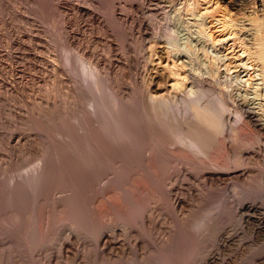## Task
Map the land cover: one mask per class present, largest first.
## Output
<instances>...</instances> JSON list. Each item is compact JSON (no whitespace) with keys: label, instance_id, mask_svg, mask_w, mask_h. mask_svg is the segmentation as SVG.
<instances>
[{"label":"rangeland","instance_id":"rangeland-1","mask_svg":"<svg viewBox=\"0 0 264 264\" xmlns=\"http://www.w3.org/2000/svg\"><path fill=\"white\" fill-rule=\"evenodd\" d=\"M123 1L0 0V264H264V86L237 64L256 24L248 29L243 17L230 16L227 0H134L133 17L148 32L130 34L109 17L114 8L122 14ZM248 1L242 8L249 12L264 4ZM255 11L260 19L262 12ZM61 16L68 21L64 41ZM226 16L229 28L222 24ZM165 31L176 45L169 60L180 75L177 82L160 79L153 92L154 68L165 63L149 65L144 55L151 36L162 38ZM79 52L110 65L101 74L100 94L92 71L83 72ZM195 84L204 101L224 97L227 108L223 132L211 137L206 130L210 143L203 156L174 140L175 119H193L188 97H179ZM71 89L80 101L73 93L64 97ZM92 91L110 111L117 92L121 134L128 132L120 154L97 133L106 146L104 162L85 172L73 153L61 151L59 132L67 103L75 102L82 114L99 99ZM149 95L169 97L170 111L154 116ZM72 120L65 128L75 134ZM148 146L154 168L144 162ZM144 164L153 170H143ZM104 192L111 197L99 212Z\"/></svg>","mask_w":264,"mask_h":264},{"label":"bare ground","instance_id":"bare-ground-1","mask_svg":"<svg viewBox=\"0 0 264 264\" xmlns=\"http://www.w3.org/2000/svg\"><path fill=\"white\" fill-rule=\"evenodd\" d=\"M103 0H97V2H102ZM184 1V0H183ZM194 1V0H193ZM206 1V0H205ZM225 1V0H224ZM246 1H248V0H233V1H231V0H227V6H226V10L228 11V13H230L231 15L230 16H233V15H235L234 16V19H236V16L238 15H240L241 16V18L243 17V22L245 21L246 22V24H245V26L247 27H254L255 26V24H256V26L254 27L255 29H253V31L255 30V33H253V31H252V35H253V37L251 38V40H250V42L251 43H249L248 44V42H246L247 44H248V46H245V45H243V47H242V51H241V54H240V57H239V59L237 60V62H239V63H237V64H239L240 66H242V68H249L248 70H250V72H253L254 74H255V76L257 77V79L261 82V83H263L264 84V35H263V31H264V4L262 3V2H258L257 3V5H256V10H257V12H262L261 13V17H260V19H259V17H257V12L255 11V13H257V14H254L253 12H249L250 10H248V11H245V7L244 8H242V5H243V3L244 2H246ZM263 1V0H262ZM136 2V1H135ZM134 2V0H125V1H123L122 3H123V6H122V8H121V12H122V14L120 15L117 11H115L114 9H116V8H114L111 12H110V18H113V20L114 21H119L120 22V24L122 25V26H124V28L126 29L125 31L127 32L128 31V29H129V33L130 34H132V31H134L135 32V30H137V34H139V35H143L144 33H146L147 34V32H148V30H147V26H146V24L143 22V20H139V19H137V18H135V17H133V12H134V10L137 8L136 7V3ZM187 3H188V1H186ZM185 2V3H186ZM195 2V1H194ZM249 2V1H248ZM191 3V2H190ZM199 3V2H198ZM184 4V3H183ZM195 5L197 4V1L194 3ZM245 5H246V3H244ZM113 5H115L114 3H113ZM188 5H190V4H188ZM195 5H192V8H193V6H195ZM197 5H200V3L199 4H197ZM207 5V4H206ZM255 5H251L252 7H254ZM116 6V5H115ZM155 6V5H154ZM159 6V5H158ZM185 6V5H184ZM214 6V5H213ZM218 6V5H217ZM225 6H222V7H225ZM136 7V8H135ZM187 7V6H186ZM190 7V6H189ZM188 7V8H189ZM249 7V6H248ZM192 8H190L191 9V11L192 10H194V9H192ZM194 8H199V7H194ZM215 8V7H214ZM219 9V8H218ZM81 10V9H80ZM120 10V9H119ZM159 10V9H158ZM204 10V9H203ZM206 10V9H205ZM225 10V11H226ZM242 10H244V12L242 13V12H240V11H242ZM251 10H253V9H251ZM190 13H192V12H190ZM222 13V12H221ZM224 14V13H223ZM225 15V14H224ZM255 15V16H254ZM237 16V17H238ZM254 17V18H253ZM221 19V18H220ZM223 20V19H222ZM234 21H236V20H234ZM108 22V21H107ZM243 22H241V23H243ZM67 23H68V21H67V19H66V17L65 16H61V18H60V28H59V36H60V38H61V40L62 41H64L65 40V38L67 37V32H66V27H67ZM114 23H116V22H114ZM220 23V22H219ZM231 23H232V20H231V17H225L224 18V20H223V22H222V24H223V26H224V28H229V26H232L231 25ZM101 24H102V22H101ZM237 24V23H236ZM244 24V23H243ZM104 25V24H103ZM118 25V24H117ZM254 25V26H253ZM238 26H239V24H238ZM172 27V26H171ZM234 27V26H233ZM242 27H243V25H242ZM247 27V28H248ZM168 28V27H167ZM223 28V27H222ZM244 28V27H243ZM247 28L245 29V30H247ZM231 29V28H230ZM249 29V28H248ZM111 30V29H110ZM113 31H114V29H112ZM124 30V29H123ZM173 30V29H172ZM223 30V29H222ZM105 31V30H104ZM226 31V30H225ZM237 31V30H236ZM249 31V30H248ZM112 32V31H111ZM230 32V31H229ZM232 32H234V31H232ZM263 32V33H262ZM103 33V32H102ZM105 33V32H104ZM129 33H128V35H129ZM231 33V32H230ZM234 33H236V32H234ZM242 33H243V31H242ZM262 33V34H261ZM164 34V33H163ZM163 34H162V36H163ZM166 34V35H165ZM165 34H164V36L161 38L160 36H158V35H155V36H151V39L152 40H150V42H148L149 44L147 45V51H146V53H145V48H143L142 47V49H144V52H142V54H146V55H144V56H146V62H147V64H153L155 61H156V63L157 64H162V63H165L164 65L162 64V67H163V69L162 68H158V67H155L154 68V70H155V72H154V76L150 79V84H149V87H150V89L153 91V92H155V91H157V90H159L160 89V86L158 85V82H159V80L160 79H164L165 78V80H167V78L168 79H171L172 78V80L174 81V82H177L176 81V79H177V77L180 75V73L178 74V69H176V66H175V61H173V59H172V62L169 60V59H171V57L172 56H174V55H172V53L174 54V52H173V48L176 46L175 44H174V42L172 41V39H171V35L172 34H169V33H167V31H165ZM173 34H174V32H173ZM70 35V34H69ZM101 35H103V34H101ZM235 35H237V34H235ZM238 35H240V36H242L241 34H238ZM104 36V35H103ZM102 36V37H103ZM229 36V35H228ZM239 36V37H240ZM69 37V36H68ZM109 37V36H108ZM232 37V36H231ZM236 37V36H235ZM245 37V36H244ZM229 38V37H228ZM242 38V37H241ZM241 38H240V40H241ZM101 39V38H100ZM103 39V38H102ZM231 40V38H229V41ZM238 40H239V38H238ZM240 40H239V42H240ZM244 40H242V42H243ZM247 41V40H246ZM232 42V41H231ZM233 43H235V42H233ZM237 44H239L238 43V41L236 42ZM235 43V44H236ZM245 43V42H244ZM63 44V43H62ZM236 44V45H237ZM175 45V46H174ZM233 45V44H232ZM225 46V45H224ZM239 46H241V45H239ZM65 47V46H64ZM228 47V46H227ZM238 48H240V47H238ZM65 49V48H64ZM174 49H177V48H174ZM224 49V48H223ZM237 50V49H236ZM108 51V50H107ZM106 51V52H107ZM176 51V50H175ZM93 52H91V54H92ZM108 53H110V50L108 51ZM238 53H239V51H238ZM222 54V53H221ZM95 55V54H94ZM107 55V54H106ZM214 55V54H213ZM239 55V54H238ZM109 56V55H108ZM107 56V57H108ZM189 56V55H188ZM229 56V55H228ZM247 56V58L244 60V61H246V62H243L242 60L245 58ZM78 61L80 62V66L82 67V69H83V72L85 73V71L86 70H88L89 72L90 71H92V75L95 77V79L94 78H92V79H94V87L96 88H94L93 87V89L95 90V92H98L99 93V91H96V90H98L99 89V86H100V84L102 85V83L100 82L101 81V74H106V72H104V71H106V69H107V71H108V69L109 70H111L110 69V65L109 66H107L106 67V65L104 64V62H102L101 60H98L97 58V60H94V58L91 56H88L87 54H85V52H79L78 53ZM191 57V56H190ZM215 57V56H214ZM244 57V58H243ZM93 58V59H92ZM109 58L110 57H108V61H110L109 60ZM194 58V57H193ZM224 58V57H223ZM238 57L236 56V59H237ZM213 59V58H212ZM226 59V58H225ZM194 60H195V58H194ZM197 60V59H196ZM199 61V60H198ZM213 62V61H212ZM215 62H217V61H215ZM234 62H236V61H234ZM203 63V62H202ZM210 63V62H209ZM219 63H221L222 64V62H219ZM197 64V63H196ZM199 64V63H198ZM207 64V63H206ZM227 64V63H226ZM231 64H233V63H231ZM236 64V65H237ZM205 65V64H204ZM204 65H202V66H204ZM211 65V64H210ZM220 65V64H219ZM228 65H229V63H228ZM126 66V65H125ZM214 66V65H213ZM237 67V66H236ZM63 68V67H62ZM212 68V67H211ZM228 68H230V67H228ZM165 69V70H164ZM180 69V68H179ZM206 69V68H205ZM237 69H239V68H237ZM236 69V70H237ZM62 70V69H61ZM192 70V69H191ZM202 70V69H201ZM213 70V69H212ZM211 70V71H212ZM226 70V69H225ZM165 71H168V74H166V72ZM231 71H232V69H231ZM231 71H229L230 73H231ZM241 71V70H240ZM246 71V70H245ZM61 72V71H60ZM165 72V73H164ZM196 72V71H195ZM194 72V73H195ZM199 72H200V70H199ZM202 72V71H201ZM207 72V71H206ZM237 72V71H236ZM242 72V71H241ZM247 72V71H246ZM91 73V72H90ZM90 73H89V75H90ZM108 73V72H107ZM209 73H210V71H209ZM225 73H226V71H225ZM229 73V74H230ZM245 73V72H244ZM61 74V73H60ZM87 74V73H86ZM207 74V73H206ZM215 74H217V73H215ZM237 74V73H236ZM238 74H239V72H238ZM250 74V73H249ZM91 75V76H92ZM196 75V74H195ZM208 75V74H207ZM218 75V74H217ZM224 75V74H223ZM240 75V74H239ZM62 76V75H61ZM103 76V75H102ZM185 76H186V74H185ZM216 76V75H215ZM249 76V75H248ZM197 77V76H196ZM209 77V76H208ZM213 77V76H212ZM228 77V76H227ZM186 78H188V76H186ZM203 78V77H202ZM214 78V77H213ZM240 78V77H239ZM248 78H250V77H248ZM252 78H255L254 76L252 77ZM61 79H63V78H61ZM105 79V78H104ZM225 79V78H224ZM255 80V79H254ZM172 81V82H173ZM257 81V80H256ZM61 82V81H60ZM103 82V81H102ZM166 82L167 81H165V84L164 85H166ZM240 82H244L243 80L242 81H240ZM252 82V81H251ZM227 83H229V82H227ZM77 84V83H76ZM92 84V83H91ZM192 84V83H191ZM190 84V85H191ZM240 84V83H239ZM262 84V86H264ZM61 85H63V84H61ZM65 85V84H64ZM78 85V84H77ZM163 85V84H162ZM189 85V86H190ZM194 85V84H193ZM237 85V84H236ZM259 85V84H258ZM66 86V85H65ZM81 86V85H80ZM89 86V85H88ZM197 86H199V87H197L196 88V84H195V86L194 87H189L179 98L180 99H186V97H188L187 99H188V101L189 102H187V104H188V108H189V113H190V115L192 116V120H190V121H180V119H175V117L173 118V120L175 119V121H176V124H175V127H174V130L176 131V133H177V135H176V138L177 139H174V140H176V142L177 143H179V144H182V145H184V146H187V147H189L194 153H196V154H200V155H202L203 156V154L207 151V149H209V148H207V146L209 145V143H207L206 141H207V138H209L210 136H208V134H207V137H206V130H209L208 132L210 133H212V135L211 134H209V135H211V137L212 136H216L217 134H221V132H223V128H224V120H223V113L225 112V110L227 109V108H225L226 107V104L224 103V102H226V101H224L223 102V100H224V97H222L221 95H220V97H222V98H219V95L217 94V96H218V98L219 99H214V103H212V102H207V101H204L203 100V93H202V87H200V85H197ZM261 86V87H262ZM75 87V86H74ZM164 87V86H163ZM246 87V86H245ZM255 87H258V86H256L255 85ZM254 87V88H255ZM260 87V86H259ZM73 88V87H72ZM80 88H82V87H80ZM80 88H78V89H80ZM165 88H166V86H165ZM200 88H201V90H200ZM236 88V87H235ZM264 87H262L261 89H263ZM62 89V88H61ZM63 89H64V87H63ZM256 89V88H255ZM254 89V91H255V93H256V91H258L259 90V88H258V90H255ZM80 90H82L83 91V89H80ZM84 90H85V88H84ZM93 90V91H94ZM204 90V89H203ZM252 90V89H251ZM264 90V89H263ZM61 91V90H60ZM77 91V90H76ZM79 91V90H78ZM89 91H91V90H89ZM93 91H92V94H94L93 93ZM262 91V90H261ZM260 92V91H259ZM62 93V92H61ZM73 93V89H71V90H69V93L68 92H64L63 91V94L65 95L64 97L67 99L68 97H66L67 95H69L70 94V96H71V94ZM80 93H81V91H80ZM98 93H95V95H97ZM101 93V92H100ZM99 93V94H100ZM114 93V92H113ZM205 93V95H206V91L204 92ZM258 93V92H257ZM74 94V93H73ZM89 94V93H88ZM262 94H264L263 92H262ZM74 95H76V94H74ZM73 95V96H74ZM205 95H204V99H206L205 98ZM92 96V95H91ZM75 97V96H74ZM76 97H77V95H76ZM79 97V96H78ZM77 97V98H78ZM97 97H99V99H97ZM97 97L95 96V99H97V100H95V101H92V103L88 100V102H90L91 104H92V106L91 105H89V106H91L90 107V110H88L87 109V111L85 112H83L82 114H81V112L79 111V107H78V105H77V107H78V109H77V107H76V109L77 110H75V107H74V109H73V105L75 104V106H76V103L75 102H72V100H71V103L70 102H68L67 103V105H68V107H63L62 106V104H61V106L63 107V108H65V110H67V108H68V110H69V108H70V110H71V112L73 111L74 113L73 114H75V115H73L72 113H70L68 110L65 112L64 110V114L62 115V116H64L63 117V120H62V118H61V131L59 132V136H60V140H59V142L61 141V143H60V145L62 146V150L61 151H63L64 149L65 150H67L66 152H67V154L68 155H70V154H72V156H74V158L71 156H69L72 160L73 159H75V158H77V161H78V163H76V164H78L77 166H79L80 167V169H81V171L82 170H84L85 172H95L96 170V168H97V164L99 163V161H101L102 159H103V155H102V153L103 152H105V153H103V154H105L106 155V151H104L105 149L103 148V150H101L102 149V146H104V147H106L105 145H104V143H102L101 144V142H102V140H100L101 142H99L98 143V141H97V139H99V138H97V133H99V134H104V136L105 135H107L108 137H109V140H110V142H108V143H111L112 145H114L116 148H117V153H118V151H120L121 150V148H122V146L121 145H123L122 144V142L124 141V138H125V134L128 132L127 130H125L126 131V133H123V134H121V131L123 130V129H125V128H123L124 126H122L123 124H122V120H121V118H120V116H121V114H118V111L117 110H119V108H120V106H119V102H118V94H117V92L115 91V100L113 101V102H115V105H114V108H113V111H110V110H108L109 108H108V106L106 107V104H105V102H104V98L103 99H101L100 98V96H98L97 95ZM165 97H167V96H165ZM164 96L163 97H160L159 99H157L156 97H154L153 95H149L148 96V98H149V103H150V105H151V109H152V111L154 112L153 113V115L154 116H159V114H162V111H163V113H167V111L169 110L170 111V101H169V97L168 98H165ZM262 97V96H261ZM64 98V99H65ZM70 98V97H69ZM72 99H73V97H71ZM249 98V97H248ZM66 99H65V102H66ZM79 99V101L81 100L80 98H78ZM78 99H76V100H78ZM84 99V98H83ZM88 99V98H87ZM86 99V100H87ZM179 99V100H180ZM183 99V100H184ZM212 99V98H211ZM223 99V100H222ZM250 99V98H249ZM258 99V98H257ZM68 100V99H67ZM75 100V101H76ZM91 100H93V99H91ZM206 100H208V99H206ZM210 100V99H209ZM215 100H217V101H215ZM70 101V100H69ZM79 101H78V103H79ZM106 101V100H105ZM213 101V100H212ZM248 101V100H247ZM260 101V100H259ZM259 101H257V102H259ZM77 102V101H76ZM107 102V101H106ZM123 102V101H122ZM125 102V101H124ZM170 102V103H169ZM63 103V102H62ZM186 103V102H185ZM87 104V103H86ZM107 104H109V103H107ZM111 104V103H110ZM125 104V103H124ZM123 105V104H122ZM65 106H66V104H65ZM80 106V105H79ZM187 106V105H186ZM185 106V107H186ZM86 107H88V106H86ZM85 107V108H86ZM126 107V106H125ZM124 107V108H125ZM170 107V108H169ZM250 107H252V106H250ZM256 107V106H255ZM108 108V109H107ZM123 108V109H124ZM127 108V107H126ZM187 108V109H188ZM83 109V108H82ZM252 109H253V107H252ZM61 110V109H60ZM186 110V109H185ZM62 111V110H61ZM79 111V112H78ZM149 111H150V109H149ZM168 111V112H169ZM68 112V113H67ZM80 113L81 114V116H80V114H78L79 115V117H78V115H77V113ZM151 112V111H150ZM186 112V111H185ZM188 113V112H187ZM246 113L250 116V117H253V116H255L252 112H251V109L249 108V109H247L246 108ZM62 114V113H61ZM68 114V115H67ZM71 114V115H70ZM120 115V116H119ZM62 116H60V117H62ZM76 116V117H75ZM147 116H150V115H147ZM69 118H71V119H69ZM155 118V117H154ZM190 118V117H189ZM188 118V119H189ZM248 118V117H247ZM69 119V121L70 120H72L73 122L75 121V123H73L72 125L73 126H75L74 127V129L77 131V133H73V132H69L68 130H66L67 128H65V127H67L69 124H70V122L68 121V123H67V120ZM180 122H179V121ZM181 120H183V118L181 119ZM124 121H125V119H124ZM153 121V120H152ZM151 121V122H152ZM155 122V121H154ZM72 123V122H71ZM178 123V124H177ZM126 125V124H125ZM128 126V125H127ZM126 126V128H128ZM69 127H70V125H69ZM123 128V129H122ZM69 129V128H68ZM173 129V128H172ZM72 130V129H71ZM130 130V129H129ZM124 131V132H125ZM205 131V132H204ZM130 132V131H129ZM157 133V132H156ZM131 134V133H130ZM129 134V135H130ZM213 134H215V135H213ZM76 135V136H75ZM101 136V135H100ZM99 136V137H100ZM107 136H105L106 138H107ZM102 137V136H101ZM100 137V138H101ZM105 137H103V138H105ZM129 137V136H128ZM131 137H132V135H131ZM151 137V136H150ZM155 137V136H154ZM175 137V136H174ZM105 138V139H106ZM127 138V137H126ZM215 138V137H214ZM213 138V139H214ZM129 139V138H128ZM133 139V138H132ZM126 140V139H125ZM158 140V139H157ZM135 141V140H134ZM103 142H105L104 140H103ZM136 142V141H135ZM175 142V143H176ZM108 143H105V144H108ZM154 143V142H153ZM110 144V145H111ZM129 144H130V142H129ZM150 144V143H149ZM159 144V143H158ZM59 145V146H60ZM109 145V146H110ZM177 145V144H176ZM124 146V145H123ZM132 146V145H131ZM108 147V146H107ZM115 147H113V148H115ZM125 147V146H124ZM146 147V146H145ZM209 147V146H208ZM126 148V147H125ZM124 148V149H125ZM133 148V147H132ZM137 148V147H136ZM110 149V148H109ZM107 150V149H106ZM127 150V149H126ZM135 150V149H134ZM136 150H138V148L136 149ZM103 151V152H102ZM210 151V150H209ZM212 151V150H211ZM64 152V151H63ZM66 152H64V153H66ZM69 152H70V154H69ZM122 152V151H121ZM129 152V151H128ZM131 152H133V151H131ZM208 152V151H207ZM206 152V153H207ZM107 153H108V151H107ZM110 153V152H109ZM108 153V154H109ZM116 153V152H115ZM116 153V154H117ZM126 153H127V151H126ZM66 154V155H67ZM118 154H120V153H118ZM123 154V153H122ZM125 154V153H124ZM129 154V153H128ZM131 154V153H130ZM110 155V154H109ZM108 155V156H109ZM115 155V154H114ZM127 155V154H126ZM144 155V154H143ZM142 155V156H143ZM155 153H154V148L153 147H147L146 149H145V158H144V162H145V164L148 166V167H150V165L151 166H153V164H152V162H154L155 161ZM204 155H206V154H204ZM130 156H132V155H130ZM119 157H120V155H119ZM207 157V156H206ZM209 157V156H208ZM107 158V157H106ZM105 159V158H104ZM212 159V158H211ZM108 160V159H107ZM106 160V161H107ZM141 160H142V158H141ZM75 161V160H74ZM152 161V162H151ZM76 162V161H75ZM101 162H104V161H101ZM100 162V163H101ZM108 162H109V160H108ZM116 162V161H115ZM147 162H151V164L149 165ZM156 162V161H155ZM155 162H154V166H155ZM240 162V161H239ZM121 163V162H120ZM213 163V162H212ZM216 163V162H215ZM106 164V163H105ZM142 164V163H141ZM144 164V165H145ZM241 164V163H240ZM41 165H43V164H41ZM45 165V164H44ZM43 165V166H44ZM108 165V164H107ZM111 165H113V164H111ZM146 165H145V167H146ZM239 165V164H238ZM238 165L236 164V166L238 167ZM42 166V167H43ZM99 166V165H98ZM102 166V165H101ZM105 166V165H104ZM154 166H153V168H154ZM241 166V165H240ZM78 167V168H79ZM100 167V166H99ZM103 167V166H102ZM118 167V166H117ZM148 167H146V168H144L143 167V170L145 169L146 171L147 170H149V169H147ZM44 168V167H43ZM77 168V167H76ZM152 168V167H151ZM219 168V167H218ZM44 169H46V168H44ZM43 169V173H42V175H38L39 174V171L41 170V167H40V169H39V171H38V173H37V175L39 176L38 178L40 179V177H44V175H45V170ZM142 169V168H141ZM98 170H99V168H98ZM103 170V169H102ZM150 170H153V169H150ZM42 171V170H41ZM40 173V174H41ZM36 175V176H37ZM43 177L41 178L42 180H43ZM37 180L38 181V183H39V181L41 180ZM40 182H42V181H40ZM131 186V185H130ZM133 186H135V185H133ZM16 188V187H15ZM106 192H104V196H101V198H99L98 199V201H96V205L98 206V205H100V209L101 210H99V212H101L102 211V208H103V204H105L106 203V201L111 197H108L107 196V194H105ZM103 194V193H102ZM108 198V199H107ZM105 202V203H104ZM102 206V207H101ZM56 207V206H55ZM57 207H59L58 205H57ZM55 208V209H57V210H59L58 208ZM99 207V206H98ZM97 207V208H98ZM105 207V206H104ZM248 207V206H247ZM99 209V208H98ZM248 210H253V208H252V206L251 207H249L248 208ZM60 213V212H59ZM62 214V213H61ZM63 215V214H62ZM261 224V223H260Z\"/></svg>","mask_w":264,"mask_h":264}]
</instances>
